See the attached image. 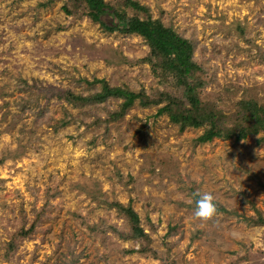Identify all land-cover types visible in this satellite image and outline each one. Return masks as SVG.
Wrapping results in <instances>:
<instances>
[{
    "label": "rangeland",
    "instance_id": "obj_1",
    "mask_svg": "<svg viewBox=\"0 0 264 264\" xmlns=\"http://www.w3.org/2000/svg\"><path fill=\"white\" fill-rule=\"evenodd\" d=\"M136 1L194 41L207 107L264 104V0ZM65 4L0 0V264H264V131L199 143L205 126L179 130L155 106L108 120L119 100L57 98L89 93L81 78L158 87L140 36ZM196 190L215 196L211 220L194 216Z\"/></svg>",
    "mask_w": 264,
    "mask_h": 264
},
{
    "label": "trees",
    "instance_id": "obj_2",
    "mask_svg": "<svg viewBox=\"0 0 264 264\" xmlns=\"http://www.w3.org/2000/svg\"><path fill=\"white\" fill-rule=\"evenodd\" d=\"M66 1L74 7L71 9L65 4L63 9L67 14L83 11V15L105 32L140 36L149 50L139 61L149 65L158 87L146 92L142 88L134 90L127 85H111L104 78H81L79 82L91 87L89 93L68 89L57 93V98L78 107L119 100L118 108L110 113L108 120L122 117L135 101L144 107L155 106V114H167L179 130L205 126L196 138L199 143L214 137L241 140L264 131V104L255 100L241 101V110L229 117L200 100L197 93L206 81L202 77L203 68L193 59L194 41L178 34L159 18H153L148 6L136 0H120L116 4L105 0ZM127 9L133 13L128 14ZM227 118L236 120L231 126H225ZM118 207L130 224V237L142 238L145 233L139 226L137 213L130 207Z\"/></svg>",
    "mask_w": 264,
    "mask_h": 264
},
{
    "label": "clouds",
    "instance_id": "obj_3",
    "mask_svg": "<svg viewBox=\"0 0 264 264\" xmlns=\"http://www.w3.org/2000/svg\"><path fill=\"white\" fill-rule=\"evenodd\" d=\"M192 199L188 202L195 203L194 216L202 221L211 220L217 214L216 198L211 192L196 190L191 194Z\"/></svg>",
    "mask_w": 264,
    "mask_h": 264
}]
</instances>
